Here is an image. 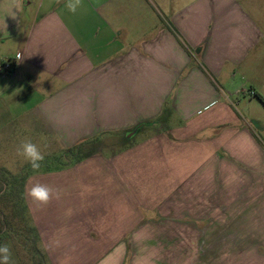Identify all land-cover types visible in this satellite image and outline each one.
I'll use <instances>...</instances> for the list:
<instances>
[{
  "label": "crops",
  "instance_id": "1",
  "mask_svg": "<svg viewBox=\"0 0 264 264\" xmlns=\"http://www.w3.org/2000/svg\"><path fill=\"white\" fill-rule=\"evenodd\" d=\"M86 4L0 0L5 128L82 153L25 179L47 260L264 264V28L241 0Z\"/></svg>",
  "mask_w": 264,
  "mask_h": 264
},
{
  "label": "rangeland",
  "instance_id": "2",
  "mask_svg": "<svg viewBox=\"0 0 264 264\" xmlns=\"http://www.w3.org/2000/svg\"><path fill=\"white\" fill-rule=\"evenodd\" d=\"M241 2L264 28V0ZM6 60L8 59L4 61ZM4 61L0 60V69ZM11 75L13 74L7 77ZM9 86L0 78V246L7 245L10 248V264H50L23 205L25 179L35 171L16 156V148L25 138L36 143L45 154L39 171L56 170L82 153L81 150L79 153L65 152L60 147L51 145L42 135L24 132L23 128H15L17 132H13L14 129L9 126L5 128L10 121L16 120L11 116L12 105L7 101L12 95ZM262 120L264 121L263 115Z\"/></svg>",
  "mask_w": 264,
  "mask_h": 264
},
{
  "label": "clouds",
  "instance_id": "3",
  "mask_svg": "<svg viewBox=\"0 0 264 264\" xmlns=\"http://www.w3.org/2000/svg\"><path fill=\"white\" fill-rule=\"evenodd\" d=\"M65 9L72 15H76L87 7L86 0H64ZM17 61H22L23 58L17 54ZM16 156L23 163L30 165L33 171L38 172L41 169V164L45 159V154L41 148L31 139L25 138L16 148ZM26 195L33 202L40 205H47L53 199H59L62 195L61 190L40 182L31 184L26 188ZM11 252L7 245L0 246V264H10Z\"/></svg>",
  "mask_w": 264,
  "mask_h": 264
},
{
  "label": "built area",
  "instance_id": "4",
  "mask_svg": "<svg viewBox=\"0 0 264 264\" xmlns=\"http://www.w3.org/2000/svg\"><path fill=\"white\" fill-rule=\"evenodd\" d=\"M18 61L16 58L13 59H8L4 61L2 68L0 69V73L2 75H9V74H14L17 70V63ZM253 94V93H252Z\"/></svg>",
  "mask_w": 264,
  "mask_h": 264
},
{
  "label": "trees",
  "instance_id": "5",
  "mask_svg": "<svg viewBox=\"0 0 264 264\" xmlns=\"http://www.w3.org/2000/svg\"><path fill=\"white\" fill-rule=\"evenodd\" d=\"M169 29H170L172 32H176L175 29H173L172 27H169ZM181 42H182V41H181ZM181 44L184 46L183 43H181ZM259 100L264 104V98H263L262 96L259 97ZM75 152H76V153H79L80 151L77 149ZM24 187H25V184H24ZM22 197H23V205H24V208H25V210H26L27 213H28V216H29L30 221L33 223V221H32V217H31V215H30V213H29V211H28L27 205H26L24 192H23V196H22ZM33 228H34V230H35V232H36V235H37V238H38V240H39V242H40V244H41V241H40V237H39L38 231H37V229L35 228L34 224H33ZM43 253H44V251H43ZM44 256H46V255L44 254Z\"/></svg>",
  "mask_w": 264,
  "mask_h": 264
}]
</instances>
